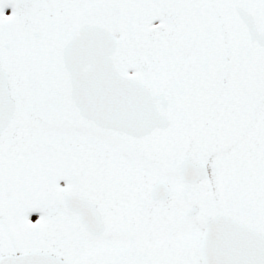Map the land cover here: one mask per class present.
Returning <instances> with one entry per match:
<instances>
[{"label": "rangeland", "instance_id": "obj_1", "mask_svg": "<svg viewBox=\"0 0 264 264\" xmlns=\"http://www.w3.org/2000/svg\"><path fill=\"white\" fill-rule=\"evenodd\" d=\"M222 2L138 0L114 8L111 0H0V62L9 71L11 82L21 85L20 88L10 87L19 107L0 133V227L5 235L0 241V255L39 250L59 256L67 264H84L79 263L81 258L95 249L122 250L128 246L127 236L111 231L100 232L106 224L102 215L101 227L96 232H88L77 222L63 199L75 187L79 193L78 185L68 190L67 181L60 178L46 194L40 192V187L38 191L30 188L28 182H35L38 178L48 180L56 147L70 148L73 163L88 155L98 159L106 155L104 176L100 171L92 179L112 180L113 175L108 171L111 168L121 170L128 181L124 189L110 192L117 195L123 208L133 210L136 206H143L150 215L157 214L159 228H168L164 229L165 233L179 224L174 231L175 240L190 253L180 254L178 258L188 260V264H200L197 248L202 226L216 213L251 225L257 232L264 231L259 195L260 175L264 171V46L244 47L242 52L246 51V54L239 63L243 74H232L241 85L219 89L216 96L220 99L215 97L212 101L211 87L203 91V101L199 105L194 101L185 105L180 98L184 91L193 100L200 93L198 85L205 88L209 81H204L203 76L199 78L195 72L187 74L188 63H195L202 50L210 48L211 42L223 47L226 53L225 47L239 43L246 33L235 9ZM253 12L258 13L256 20L263 24L264 15L259 9ZM13 18L20 19L24 26L10 25ZM110 18H113L112 32L117 36L114 56L119 71L154 93L166 90L167 105L161 110L171 121V127L163 136L168 139L170 147L154 151L149 158L127 149V144H135L130 137L104 133L78 116L71 117L69 112L74 108L68 97L69 83L64 73L56 71V58L58 53L60 56L61 46L71 27L86 20L109 22ZM33 33L37 36L34 37ZM4 43L9 47L4 48ZM253 63L257 64L256 68L263 77L255 88H249V70L251 76L250 65ZM56 74H61V78ZM212 79L217 80L215 76ZM222 79L231 80L226 73ZM193 80L197 85L183 90L176 83L173 89L164 87L168 81L192 83ZM231 90L232 112L233 105L240 102L237 92H243L242 97L247 100L249 91L252 98L247 106L250 107L248 112L232 114L229 120V116H223ZM216 98L220 107L214 105ZM54 109L62 110L65 115L58 117ZM204 112H209L211 115H207L215 124L229 131V135L226 131L221 135V144L215 145L212 135V140L207 137L203 138L204 141L198 140L197 136L208 134L200 126L199 114ZM229 138L233 143L227 141ZM156 140L153 142L166 145L165 141ZM184 155L207 165L209 175L206 180L187 184L178 181L177 171ZM68 167L70 178L67 180L72 179L76 184L81 174L72 166ZM156 181L164 182L170 195L154 204L148 199L149 190ZM96 191L93 189L88 193L94 192L93 196H97ZM97 192L98 197L94 199L101 202L105 193H110L105 187ZM40 194L45 195L44 200H40ZM191 206L197 211L186 218L184 211ZM148 240L157 243L161 238L149 234Z\"/></svg>", "mask_w": 264, "mask_h": 264}, {"label": "water", "instance_id": "obj_2", "mask_svg": "<svg viewBox=\"0 0 264 264\" xmlns=\"http://www.w3.org/2000/svg\"><path fill=\"white\" fill-rule=\"evenodd\" d=\"M247 23V21L244 19ZM108 27L86 25L66 38L62 62L70 81V97L79 113L97 126L141 136L155 127H164L165 119L156 111L147 91L136 81L121 77L110 60L115 45ZM163 104V103H162ZM13 102L6 88L5 73L0 68V132L10 121ZM179 179L195 181L206 176L202 166L186 158L180 165ZM150 195L162 199L166 191L156 184ZM69 208L78 220L94 231L98 217L87 203L67 197ZM194 209L187 211L192 214ZM201 264H264V238L252 230L217 215L203 230L200 241ZM0 264H64L45 253H21L0 257Z\"/></svg>", "mask_w": 264, "mask_h": 264}, {"label": "trees", "instance_id": "obj_3", "mask_svg": "<svg viewBox=\"0 0 264 264\" xmlns=\"http://www.w3.org/2000/svg\"><path fill=\"white\" fill-rule=\"evenodd\" d=\"M251 68V78L249 83V88H255L261 81L263 74H260L258 68H256V63ZM261 68V67H260ZM256 71V72H255ZM263 86V84H262ZM249 90V89H248ZM252 90V89H251ZM264 90V86H263ZM243 92H238L240 102L239 106L242 105L241 97ZM252 95L248 91L247 100L250 104V100ZM245 105V104H244ZM234 114H237V109H235ZM215 123L211 121H206L205 125H202L205 130L211 131L214 129ZM218 123H216V126ZM211 135H204L201 139L207 137L208 140L211 139ZM221 137V136H220ZM213 141H219L220 138L212 135ZM197 141V140H195ZM162 142V141H161ZM162 145V144H160ZM69 151V150H68ZM55 157L54 163H52V170L48 175L50 178L59 177V176H68L69 165L73 167L74 170H78L77 172L81 174L80 179L76 181V184L72 182V179L68 180V189H71L75 185L79 186V193L76 192L78 187H75L74 190L69 191L72 194L83 197L87 199L92 204L99 205V213L104 217L105 225L104 228L106 230H111L116 233H123L132 237L134 239L133 246L130 245L125 250L115 251V250H94L89 255L85 256L81 259L79 263L84 264H180L178 260L183 261L188 264V260L184 261L181 258L179 259L180 254L188 255L190 252H187L180 243L176 240H173L171 232L168 231V234L165 235L164 240L156 246L150 245L146 241V235L151 231L161 232V228H159V223L157 222L158 216L157 214L150 215L147 207L136 206V209L128 210L130 208H123L121 200L117 199V195L110 191H118L124 189L125 183L128 180H93L92 178L99 174L100 171L102 173L101 176L105 174V161L104 158H96L93 155L89 156V159H81L78 163H73L71 153L68 155L67 151L61 152L57 149V152L53 155ZM121 172L118 170H113L111 168L108 171V174H112L113 177L118 176ZM52 174V175H51ZM51 175V176H50ZM261 203L263 206L264 213V171L261 173ZM39 186L46 187L50 184L51 180H41ZM96 187V188H95ZM107 188L110 192L109 195L107 192L105 193V199L101 202L100 199H94L98 196H93L94 192H90L94 189V191H98L102 188ZM78 191V190H77ZM96 191V192H97ZM90 195V197H88ZM149 202V201H148ZM150 203V202H149ZM147 205V202L145 203ZM134 206V207H135ZM264 223V214L263 220ZM165 233V232H163ZM5 235L2 229H0V241L4 239ZM177 254V256H176ZM161 262V263H160ZM78 263V262H77Z\"/></svg>", "mask_w": 264, "mask_h": 264}, {"label": "flooded vegetation", "instance_id": "obj_4", "mask_svg": "<svg viewBox=\"0 0 264 264\" xmlns=\"http://www.w3.org/2000/svg\"><path fill=\"white\" fill-rule=\"evenodd\" d=\"M111 1L113 3L114 8L115 7L120 8V7L124 6V4L127 3L128 1L130 3L138 2V0H111ZM222 3L230 6L232 10L235 8H240V9L245 10L247 13H249L253 18V24H254L256 36L253 37V39L251 40L250 37L248 36V33L245 31L246 33H243V35L241 36L242 41H240L239 43H236V44H234V43L230 44V45L225 47L226 53H224L223 47L219 48L217 45H215L212 42L209 44V47H210L209 49H203L200 56L197 57L195 63L193 65H187L190 67V69L186 73L190 74V72H195V73H198L199 78H202V76H203L204 81L208 80L207 79L208 77H210V80L206 82L207 86L205 88H202L198 85V90L200 93L198 94V96H195L193 100H190L187 93H184V91H182L180 98L185 105H188L192 101H194L195 104H199L200 101H203V99H202L203 91H205L206 89L209 90L210 87H211L210 96H212V101H213V99L215 97H217L216 95H217L219 89L224 88V87L232 89V88H234V86L236 84H239V82H237L234 79L232 74H233V72H235V73L240 72V74H243L241 72L242 68H241V65H239V63L244 60L243 57L246 54V51L242 52L244 47L246 45L249 46L250 44L257 47L259 44L257 41V39H258L257 37L259 35H264V23L262 24L260 21H257L256 17H257L258 13L256 14L253 12L254 9L257 10L260 8V6L262 7L264 0H223ZM253 7H255V8H253ZM94 14L95 13H93L91 16L93 17ZM109 21H111V24H112L113 18H110ZM111 28H112V26H111ZM112 59H113L114 65L116 67V59H115L114 55H113ZM186 68L187 67H185L184 69H186ZM224 73H226L228 79L231 78L230 81H225L222 79ZM230 73H231V76H229ZM6 74H7L9 91H10V87H13V88H20L21 87L20 83H12L11 82V80H10L11 75H10L9 71H6ZM207 74H209V75H207ZM214 76L217 78L216 81H213V79L211 80V78ZM175 83L180 84V86L183 87L182 88V90H183L184 88H186L188 86L194 87V84H196L197 81L193 80L192 83L191 82L185 83V82H177V81H168L167 84L164 85V87H168L169 89H173V88H175ZM199 83H203V82L199 81ZM239 85H241V84H239ZM246 85H247V83H246ZM242 86H245V84H243ZM159 92L164 94V96H165L166 90L164 88V90L159 91ZM152 94H155V93L153 92ZM231 94H232V90L230 91V95L227 98L226 106L228 108L226 109L224 116H223L225 118H227L229 116V120L232 118L230 116H232V114H233L232 106H231L232 101L230 103V100H232ZM242 94L244 95V93H242ZM11 95H12V93H11ZM12 96L14 97L15 95L13 94ZM210 98L209 99L206 98L207 101L210 102L211 101ZM217 98L220 99V97H217ZM217 98H216V101L214 102V105H216L217 107H220V106H218L220 103L218 102L219 100L217 101ZM228 99H229V102H228ZM242 101L245 104H247L245 97H242ZM155 104H156V106L158 105V100L155 101ZM243 110L246 111V108H244ZM70 115L73 116V113H71ZM203 115H205V114L204 113L199 114L200 118L203 119V117H202ZM167 118L170 121L169 117H167ZM88 124H90V123L88 122ZM96 130H97V128H96ZM166 130H167V128L164 130H155L151 134H149L145 137H142L145 139L140 141L139 144L136 143L138 140L137 138L132 139V141L135 142V144H133V143H130V145L127 144V146H128L127 149L131 150V152L135 153L136 155L137 154L144 155V157H147V158H149L151 155H153V152L156 150L164 151L168 148V146L163 145V144L155 146L153 144V140L156 139L155 137H159L161 134L166 132ZM223 131H226L227 135H229V131L227 129L224 130L222 128L220 133L224 134ZM108 132L121 134L118 132H111V131H108ZM104 133H106V132H104ZM122 135L124 136V134H122ZM125 137H127V136H125ZM149 138H150V140H149ZM166 142H168V140H166ZM55 152H57V148L55 149ZM55 152L53 153V155L55 154ZM89 156L90 155L87 156L88 159H89ZM87 158H85V159H87ZM40 182H42V181L40 180V178H38L37 181L28 182V183H29L30 188L33 191H38V188L40 187L39 186ZM15 186H16V189H18V186L16 184H15ZM32 203L36 205L35 202H32ZM196 211H197V209H196Z\"/></svg>", "mask_w": 264, "mask_h": 264}, {"label": "bare ground", "instance_id": "obj_5", "mask_svg": "<svg viewBox=\"0 0 264 264\" xmlns=\"http://www.w3.org/2000/svg\"><path fill=\"white\" fill-rule=\"evenodd\" d=\"M116 166V165H115ZM118 234V233H117Z\"/></svg>", "mask_w": 264, "mask_h": 264}]
</instances>
